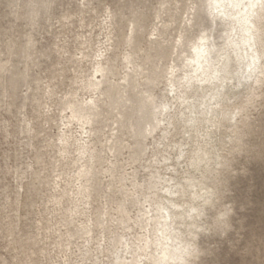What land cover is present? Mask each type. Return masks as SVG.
<instances>
[{"label":"clouds","instance_id":"9594fccd","mask_svg":"<svg viewBox=\"0 0 264 264\" xmlns=\"http://www.w3.org/2000/svg\"><path fill=\"white\" fill-rule=\"evenodd\" d=\"M68 103L92 247L64 264H264V0H0V146ZM0 264L44 262L0 227Z\"/></svg>","mask_w":264,"mask_h":264},{"label":"bare ground","instance_id":"6f19581e","mask_svg":"<svg viewBox=\"0 0 264 264\" xmlns=\"http://www.w3.org/2000/svg\"><path fill=\"white\" fill-rule=\"evenodd\" d=\"M24 127L29 129L31 126L25 123ZM37 127L38 131L33 130L31 140L42 133L41 140L45 144L41 148L50 160L42 168L46 173L41 176L36 166L40 164L42 153L41 148L37 149L32 163L26 164V170L17 178L19 189L22 193L25 192V199L38 195V185L45 187L42 210L38 212L34 232L26 238L31 241L44 264H64L65 259L76 261L85 258V252L92 247L84 230L87 221L78 207L73 189L76 179H79L78 176L73 178L74 172H79L83 167L76 162L77 152L84 147L78 142L84 139L83 132L87 129L71 103L60 107L50 118L38 120ZM54 128L56 133H52ZM26 177L30 178V182L28 189L24 191L22 179ZM19 196V191H16L15 210L19 204ZM112 214L117 215L116 212ZM8 228L16 231L12 224ZM92 240H95V236H92Z\"/></svg>","mask_w":264,"mask_h":264},{"label":"rangeland","instance_id":"374dc122","mask_svg":"<svg viewBox=\"0 0 264 264\" xmlns=\"http://www.w3.org/2000/svg\"><path fill=\"white\" fill-rule=\"evenodd\" d=\"M27 111L29 116H31V108ZM52 133H56V128L52 130ZM9 134L18 133L16 129H13ZM41 139L42 133H40L39 137L30 140V142L28 135H25L21 139L14 140L11 144L0 146V227L8 228L12 224L17 233L24 237L34 232L33 226L39 217L38 212L42 210L41 202L44 200L42 194L45 193V187L38 185V195L25 199V192L22 193L19 189L17 178L19 175L22 176L23 171L26 170V164L32 163L35 151L45 144ZM21 140H24L25 143H21ZM44 152L45 150L41 148V161L36 166L41 176L46 173V170L44 171L42 168L50 160ZM29 182V177L22 179L24 191L28 189ZM16 191L20 193L17 210L14 209ZM249 194L250 198L255 201L249 219L259 223L264 220V184H262L259 172H257L255 180L250 181Z\"/></svg>","mask_w":264,"mask_h":264}]
</instances>
